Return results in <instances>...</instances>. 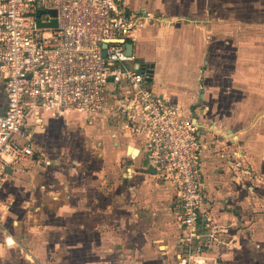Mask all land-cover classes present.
<instances>
[{"label":"crops","instance_id":"1","mask_svg":"<svg viewBox=\"0 0 264 264\" xmlns=\"http://www.w3.org/2000/svg\"><path fill=\"white\" fill-rule=\"evenodd\" d=\"M259 1L253 0L254 4ZM250 2L123 0L126 9L138 16V26L127 40L132 44L131 55L136 64L148 66L154 92L192 115L194 105L209 109L208 101L214 102L211 94H231L235 80L247 77L237 69L248 71L250 66V39L245 37L251 27L264 30V22L254 23L250 17L251 9L254 15L263 9L251 8ZM5 103L0 80V112ZM113 116L111 112L93 117L55 116L48 111L40 112L38 121L28 116L26 128L35 153L12 165L0 188V264H12L11 258L28 245L33 251L20 252L24 259L36 262L20 264H44L45 258L65 264L61 256H67L72 247L66 243L64 251L62 241L71 233L91 240L87 243L95 259L91 264H101V255H116L122 238L147 248L152 255L157 248L153 244L163 242L158 247L164 255L161 264H169L164 258L177 247L173 190L156 181L144 164L140 142ZM229 134L239 140L235 130ZM209 138H200L204 139L201 170L208 193L201 213L202 229L211 233L213 228L212 233L220 236V229L239 222V213L233 202H213L219 193L215 186L211 189L210 175L227 172L208 167L206 156L212 154L216 165L225 167L228 162L213 155ZM238 151L244 159L247 153L241 149L230 154L236 158ZM248 165L244 162L237 176L248 174ZM232 179L238 180L236 176ZM47 226L46 233L52 234L49 239L38 230ZM32 230L36 239L29 243ZM226 240L213 245L216 255L228 254Z\"/></svg>","mask_w":264,"mask_h":264},{"label":"built area","instance_id":"2","mask_svg":"<svg viewBox=\"0 0 264 264\" xmlns=\"http://www.w3.org/2000/svg\"><path fill=\"white\" fill-rule=\"evenodd\" d=\"M53 19L55 27L38 24ZM137 26L123 0H0V188L9 168L35 153L29 115L111 112L175 192L183 234L193 236L204 202L203 126L154 92L148 69H136L125 43Z\"/></svg>","mask_w":264,"mask_h":264},{"label":"rangeland","instance_id":"3","mask_svg":"<svg viewBox=\"0 0 264 264\" xmlns=\"http://www.w3.org/2000/svg\"><path fill=\"white\" fill-rule=\"evenodd\" d=\"M250 1L251 8L260 6L263 9L257 15H254L253 9H251V20L254 23L264 22V0H260V4H254L253 0ZM248 37L250 39L249 70L246 71L245 68L237 69L238 74L244 71L243 73L247 77L234 79L236 86L231 94L225 96L220 94L219 90H216L219 91L218 93L211 94L214 102L211 104L208 101L206 105L209 106V109L205 110L204 105H194L190 108L192 112L196 111L195 116L200 117L203 121L201 122L203 127L199 129L201 138L210 135L207 142H209L212 150H215L212 151L213 155H218L219 160L228 162L225 167L216 165V161H212V154H209L211 157L206 156L205 162H208V167L213 169V166H215L214 170L217 173H219V170L227 172L225 176L218 175L214 177L212 174L210 175L212 178L210 182L211 189L215 186L217 188L216 192L219 193L213 202H225V200L233 202L234 210L239 213V222H235L234 227L225 226V229H220V236L212 233L213 226L210 229L211 233H206L208 229H204L205 227L202 229L204 224L201 217L204 202L208 198L206 196L208 193L204 191V202H202L194 235L185 236L179 218L180 212L177 208L175 192L173 191L176 206L174 231L177 232L173 238L177 247L174 246V251L164 258L169 264H264V30L251 27L245 39ZM253 60L254 62H252ZM238 66H241V64H238ZM230 130L231 132L235 130V133L239 135V140L234 139V136L232 137V134H229ZM230 140H234V142L230 144ZM201 142L204 143V139H201ZM74 146L78 148V144H74ZM239 149L247 153L244 159H242L239 151V156L236 158L230 154L232 150L237 151ZM242 162H245V164L249 162V173H243L241 177V175L237 176L236 172L243 171ZM234 176L238 179L237 181L232 179ZM155 179L157 182L165 184L157 177ZM49 229L50 226H47L40 227L38 230H42L45 236ZM35 232L30 233L29 243H32L33 238L35 241ZM48 235L52 234L48 233ZM47 239H49V236ZM121 240L123 242L118 253L112 256L101 255V259H103L101 264H161L164 255H161L162 251L158 247L163 242L158 241L153 244L157 248H155L156 253L152 255L147 251V248H138L128 238H122ZM222 240L227 242L228 254L221 252L222 255H216L213 245L217 242V245H219ZM88 241L91 240L78 238L74 233L68 234L67 239L65 238L62 241L64 251L66 250V243L72 248L68 249L67 256L63 254L61 256L65 264H91L95 261L93 251L87 249ZM47 248L49 249V246ZM29 250L33 251V247L28 245L26 249H19L16 257L11 258L12 264L33 262L29 258L24 259L25 256L21 254V252L27 253ZM210 252H214V254ZM45 259L47 261H44V264H50L49 262L55 264V262L52 263V259Z\"/></svg>","mask_w":264,"mask_h":264},{"label":"water","instance_id":"4","mask_svg":"<svg viewBox=\"0 0 264 264\" xmlns=\"http://www.w3.org/2000/svg\"><path fill=\"white\" fill-rule=\"evenodd\" d=\"M50 14H51V16H55V12L54 11H50L49 12ZM38 24L39 25H41V26H47V27H55L56 26V21L53 19L51 22H49V23H45V24H43V23H40V22H38ZM125 49H126V52H127V55L128 56H131V52H132V44L131 43H125ZM141 69L142 68V66H140L139 64L138 65H136V69ZM148 72V74H149V78H148V80L149 81H151V71L150 70H148L147 71ZM145 162V161H144ZM145 164V166H146V162L144 163ZM148 170L150 171L151 169L150 168H148Z\"/></svg>","mask_w":264,"mask_h":264},{"label":"bare ground","instance_id":"5","mask_svg":"<svg viewBox=\"0 0 264 264\" xmlns=\"http://www.w3.org/2000/svg\"><path fill=\"white\" fill-rule=\"evenodd\" d=\"M194 123H195V125H197V126H199V125H200V123H197L196 121H195Z\"/></svg>","mask_w":264,"mask_h":264},{"label":"trees","instance_id":"6","mask_svg":"<svg viewBox=\"0 0 264 264\" xmlns=\"http://www.w3.org/2000/svg\"><path fill=\"white\" fill-rule=\"evenodd\" d=\"M143 67L147 68L148 66L144 65Z\"/></svg>","mask_w":264,"mask_h":264}]
</instances>
